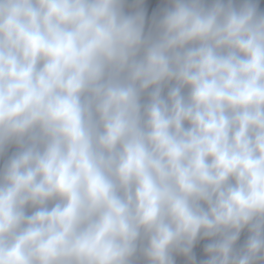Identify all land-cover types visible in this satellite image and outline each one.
<instances>
[{
  "label": "clouds",
  "instance_id": "clouds-1",
  "mask_svg": "<svg viewBox=\"0 0 264 264\" xmlns=\"http://www.w3.org/2000/svg\"><path fill=\"white\" fill-rule=\"evenodd\" d=\"M0 264H264V0H0Z\"/></svg>",
  "mask_w": 264,
  "mask_h": 264
}]
</instances>
